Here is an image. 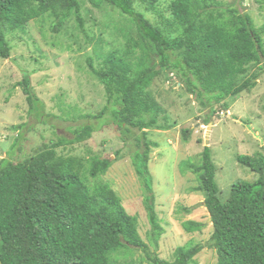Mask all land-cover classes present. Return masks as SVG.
<instances>
[{"label": "trees", "instance_id": "16d2710c", "mask_svg": "<svg viewBox=\"0 0 264 264\" xmlns=\"http://www.w3.org/2000/svg\"><path fill=\"white\" fill-rule=\"evenodd\" d=\"M157 1L88 0L96 10L116 12L132 25V31L123 33L122 51L104 52L100 39H95L94 53L86 59L88 73L106 95V105L95 118L108 111L119 131L140 133L131 163L145 192L154 246L163 229L148 170L150 148L156 144L147 133L168 128L159 124L163 110L149 91L152 81L163 72L176 74L187 92L215 114L213 103L227 112L224 102L250 91L264 73V24L257 27L248 14L235 8L222 9L221 0H171L170 20L161 16L164 26L159 27L136 9L143 6L155 12ZM43 18L51 19L53 33L71 18L83 30L80 0H0V58L10 57L6 34L24 33L29 22ZM250 70L253 74L247 78ZM20 85L29 110L36 111L38 99L30 79L24 77ZM92 132L90 125L79 127L68 142L58 140L20 161L0 160V264H111L122 250L126 251L123 257L132 247L147 253L136 219L110 186L99 181L111 161L57 155L61 145L82 142ZM236 161L257 178L233 184L225 202L219 198L209 147L203 148L197 167L187 161L182 164L197 175L198 191L204 194L212 227L206 247L215 250L216 264H264V169L250 156L238 155ZM203 227L194 221L182 224L186 233ZM202 249L192 243L177 247L173 262L148 253L147 264H195Z\"/></svg>", "mask_w": 264, "mask_h": 264}, {"label": "rangeland", "instance_id": "374dc122", "mask_svg": "<svg viewBox=\"0 0 264 264\" xmlns=\"http://www.w3.org/2000/svg\"><path fill=\"white\" fill-rule=\"evenodd\" d=\"M170 1L158 0L155 12L146 11L143 6L136 9L163 27V18L170 20ZM220 2L222 9L235 8L248 14L257 27L264 24L263 0ZM80 3L83 30L71 18L60 32L53 33L51 19L43 18L29 22L24 33L6 34L11 52L8 59L0 58V160H23L58 140H72L77 128L90 125L93 128L90 138L61 145L56 149L57 155L85 161L98 156L111 161L99 181L110 186L125 211L136 219L137 233L147 246V253L132 247L128 257H123L126 251L122 250L118 257L111 258V264L123 261L147 264L148 253L173 262L175 249L189 243L203 247L195 257V264H216L215 250L206 247L212 227L203 203L204 194L198 191L197 175L182 163L187 161L194 168L200 164L209 135L208 147L221 202L228 199L233 184L256 180L257 175L240 165L236 157L256 158L264 169V73L253 81L255 86L250 91L224 102L227 112L213 103L215 114L187 92L186 84L176 74L163 72L152 81L149 91L163 110L159 124L168 128L147 133L148 139L156 144L150 148L148 170L155 211L163 229L154 246L150 241L145 192L131 163V156L138 149L136 136L140 133L119 131L108 111L95 118L106 105V95L88 73L86 64L87 57L94 53L97 38L104 52L122 51L123 33L132 31V25L109 8L96 10L88 0ZM251 74L253 70L247 78ZM26 76L38 99L36 111L29 110L20 85ZM88 184L92 185L93 180L88 179ZM186 221L202 223L204 227L200 232L186 233L182 228Z\"/></svg>", "mask_w": 264, "mask_h": 264}, {"label": "water", "instance_id": "95a60500", "mask_svg": "<svg viewBox=\"0 0 264 264\" xmlns=\"http://www.w3.org/2000/svg\"><path fill=\"white\" fill-rule=\"evenodd\" d=\"M209 125L207 126V131H210V129H211V127ZM208 145H209V135H206V138H205V147H208Z\"/></svg>", "mask_w": 264, "mask_h": 264}]
</instances>
